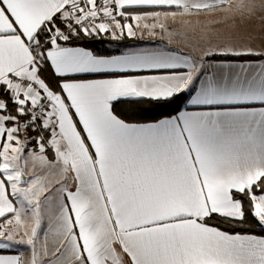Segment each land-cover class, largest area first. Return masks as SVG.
I'll use <instances>...</instances> for the list:
<instances>
[{
    "label": "snow or ice",
    "instance_id": "snow-or-ice-1",
    "mask_svg": "<svg viewBox=\"0 0 264 264\" xmlns=\"http://www.w3.org/2000/svg\"><path fill=\"white\" fill-rule=\"evenodd\" d=\"M0 264H264V0H0Z\"/></svg>",
    "mask_w": 264,
    "mask_h": 264
},
{
    "label": "rangeland",
    "instance_id": "rangeland-1",
    "mask_svg": "<svg viewBox=\"0 0 264 264\" xmlns=\"http://www.w3.org/2000/svg\"><path fill=\"white\" fill-rule=\"evenodd\" d=\"M18 247H19V249H23L24 250L25 255H29L30 254V253H28L26 246H18Z\"/></svg>",
    "mask_w": 264,
    "mask_h": 264
},
{
    "label": "crops",
    "instance_id": "crops-1",
    "mask_svg": "<svg viewBox=\"0 0 264 264\" xmlns=\"http://www.w3.org/2000/svg\"><path fill=\"white\" fill-rule=\"evenodd\" d=\"M175 47H179V45H174Z\"/></svg>",
    "mask_w": 264,
    "mask_h": 264
}]
</instances>
